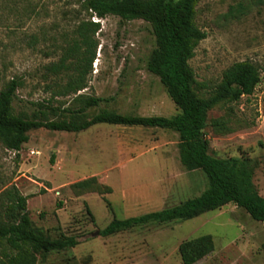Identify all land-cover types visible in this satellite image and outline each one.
<instances>
[{
    "label": "rangeland",
    "instance_id": "1",
    "mask_svg": "<svg viewBox=\"0 0 264 264\" xmlns=\"http://www.w3.org/2000/svg\"><path fill=\"white\" fill-rule=\"evenodd\" d=\"M194 22L206 34L189 61L199 98L208 97L234 63L249 61L259 70L250 96L207 113L204 133L209 155L244 161L264 197V0H200ZM154 48L148 23L97 18L80 0H0V90L12 78L21 80L12 102L16 116L78 119L66 111L79 106L76 98L98 97L107 101L81 119L100 111L173 118L178 109L146 68ZM70 86L81 90L72 94ZM27 135L18 153L0 143V200L15 186L28 198L34 230L79 241L38 255L37 264H182L179 245L203 235L212 237L213 251L194 264H264V223L233 204L186 221L99 236L114 219L159 212L206 189L201 171L180 164L176 132L99 124L79 133L36 129ZM92 177L95 189L72 188ZM104 187L111 192L96 189Z\"/></svg>",
    "mask_w": 264,
    "mask_h": 264
},
{
    "label": "trees",
    "instance_id": "2",
    "mask_svg": "<svg viewBox=\"0 0 264 264\" xmlns=\"http://www.w3.org/2000/svg\"><path fill=\"white\" fill-rule=\"evenodd\" d=\"M200 0H80L81 7L97 18L115 16L121 21L142 20L152 29L155 48L146 64L148 72L156 76L179 114L173 118L121 115L100 111L88 118L81 117L88 109L107 100L98 97L79 98V106L66 111L71 120L27 119L16 116L12 102L22 82L12 78L0 90V143L8 151L18 153L29 138L27 133L36 129L79 133L99 124L124 127L160 128L178 134V158L187 171H201L207 179L206 189L197 197L159 212L147 213L124 220H112L98 232L108 237L134 227L160 225L193 219L227 204L245 211L256 222L264 223V197L252 184V173L237 158L217 159L209 155L204 130L207 113L221 102L236 103L250 96L260 81L258 68L249 61L234 63L226 69L221 82L206 98L194 92L195 76L189 66L197 45L206 34L195 24L196 6ZM241 11V9H240ZM244 12V11H243ZM242 12V13H243ZM93 34L98 25L92 24ZM96 49V46H95ZM94 59V58H92ZM57 74L62 70H48ZM81 87L70 86L72 94ZM54 155L51 156L53 163ZM95 178L72 185L79 191L95 189ZM98 191L109 194L110 188ZM27 196L20 195L12 186L0 200V264H37L38 255L60 253L79 244L75 236L50 239L34 230L26 210ZM213 239L203 235L179 245L182 264H194L213 251Z\"/></svg>",
    "mask_w": 264,
    "mask_h": 264
},
{
    "label": "built area",
    "instance_id": "3",
    "mask_svg": "<svg viewBox=\"0 0 264 264\" xmlns=\"http://www.w3.org/2000/svg\"><path fill=\"white\" fill-rule=\"evenodd\" d=\"M96 17V16H95ZM94 21H97V20H94Z\"/></svg>",
    "mask_w": 264,
    "mask_h": 264
}]
</instances>
